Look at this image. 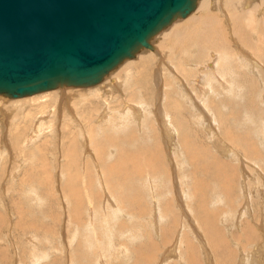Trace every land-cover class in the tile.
I'll list each match as a JSON object with an SVG mask.
<instances>
[{"label":"rangeland","instance_id":"1","mask_svg":"<svg viewBox=\"0 0 264 264\" xmlns=\"http://www.w3.org/2000/svg\"><path fill=\"white\" fill-rule=\"evenodd\" d=\"M252 3L256 4L257 1L253 0L250 6H253ZM263 7L264 5L261 4L254 6V13L257 15L255 16V20L257 19L259 21L258 24L256 22V26L254 27L256 28L257 32L261 34L263 33L264 37V17H261L264 15L258 14L259 9ZM209 9L210 10H207V12L210 14H215V8L213 7V4L209 6ZM181 14H185L184 9L181 11ZM222 14L223 11L220 10L219 13H216L215 15H217V21L220 26V23H224L223 25H226L228 28V36L230 37L232 36L230 33V30H232V26H230L232 25L231 19L228 16L229 14ZM258 17L261 20H259ZM168 19H171V15ZM229 42L231 43V41ZM150 44L153 45L152 43ZM153 48L156 47H150L149 51L154 52L156 55L161 53L158 48ZM134 49L136 50V48ZM230 49L232 54L233 52L238 51L235 47ZM190 53L192 54L193 52ZM166 56L167 55H164V57ZM124 57H126V55H124ZM124 57H120V60L126 59ZM160 57L162 56L159 55L156 62H154L152 57L148 58L146 64L138 65L136 70L133 66L126 65L120 70L118 75L114 76L115 79L120 81L122 79L123 70H126L129 74V79L127 80L126 84L135 88L136 90V94L132 96L133 99L138 102L142 97L143 100L146 101V104H148V107H151L150 105L152 100L157 99V95L159 94L158 89L160 91L163 81L165 83L166 79H169L170 84H172L177 80L164 75L163 80L156 67L159 65H165L164 67L169 69V73H171V71L173 72L174 69H172V61L171 67L164 59L163 61L165 62H163L161 60L162 58ZM238 57V54L234 55V58ZM243 61L245 60L243 59ZM208 63H210L209 51L207 53V57L203 61L188 62L189 65L184 66L188 72L190 71V66H192L194 71L195 76L190 78V84L192 87H190L191 85L189 84V90L191 91L190 93L192 95H194L193 92L198 91V86L195 88L196 85H201V82L204 83V73L202 71L205 70V65ZM261 64L262 68L256 75L258 85L262 82V84H264V60ZM244 65V62L242 63V66L239 65V70L243 71L242 74L247 76L249 79V77L253 76V73L249 72L247 67L244 68ZM141 70L144 72V74L141 72ZM105 71H108V68H105L101 72L90 77H97L99 76L98 74L104 75ZM138 72H140V74ZM198 74H200L202 77H200ZM157 75L160 76L162 80L159 79ZM141 76L144 78V82L137 87L135 86L136 80H141ZM138 77L141 79H137ZM58 78L50 80L48 86L52 81H55ZM145 81L148 84L147 87ZM69 82H72V85L69 84L65 87L61 86L58 88V90L54 88L48 89V86L44 88L47 91L46 94L49 96V105L44 110L43 115L37 113L38 110L35 104L41 101L42 98L34 99L33 96L36 94V92L18 95L19 97L17 98L11 97L12 94L5 93V95H9L4 96L7 97V100H4L6 98H2L4 101L0 99L1 103L7 102L5 105L0 104V139L2 138L0 140V264H93L95 261V264H264V255H262L264 254V250L261 249L263 248L261 246L264 244H262V242H264V95H261L260 93L262 91V85L254 86L252 83L247 84L242 88L248 92L253 91V95H250L249 102L252 104L254 103V105L258 107V111L257 108L254 109L258 112L256 114L259 117V126L254 125L252 118L245 119L243 123L241 122V128L229 127V123H227L226 125H223L225 128H228L226 129V136L224 135L225 130H223L222 127V129L219 127L220 125L217 122L218 119L215 118L217 114H214V118L211 115L207 116V114L206 117H204L200 112H198L197 107L199 106L196 105L195 115H198L199 120L204 124L200 126L196 121L197 129L194 131V139L190 145V148L188 149L190 153H186L185 146L180 139L179 145L175 141L177 140V135H171L172 140L168 141V137L163 134L164 131L162 132L160 130L159 124L152 117H147V120L145 119V123L143 121L141 126L137 125L135 119L133 118L134 116H126L124 119H120V121L114 125V128H112L110 125L106 129L103 126H100L103 128L101 131L105 130L108 134L118 133L123 134L124 136H129L131 133L130 130L123 131L124 129H127L126 122H129L133 132H138L139 135L144 134L148 137L155 135V142H158V136L159 140H162V142L159 141L158 143V148L160 150H153L152 152L155 154L151 158L153 163L154 161H158L155 160V157L157 155L159 156L157 158L160 159L158 161L159 163L156 165V169L153 168L157 176L151 178L145 177L141 180V183L148 195L155 198L156 200L152 201V203H144L145 207L140 209L142 211L136 210V214V212L133 211L128 212L121 210L120 206H118L119 204L117 199L112 196V193H114V195L118 197V193L112 191L106 177L105 181L99 178V173L101 172L99 169V160H95L93 158V155H91V149L87 145V123L86 121L81 120L75 109H73V104L77 106V104L81 101H84V103L79 104L78 109L80 112L92 106L91 112L94 118V123L92 125H98L99 118L102 116V113L106 111L105 108L107 107L106 104H104V100L96 99L95 93L88 97L85 91H80L77 80L71 79ZM155 82L158 83V88L155 86ZM97 86L103 90L106 89L103 88V84L98 83ZM90 87L92 86H89V88ZM165 88L167 90L168 87L165 86ZM75 90L79 91V95L75 96V94H77ZM50 91H53V93ZM48 92L50 94H48ZM205 93L208 92L206 91ZM188 97L194 98L189 95V93ZM123 98L124 97L121 95L120 99H115V101L119 100L120 102L118 104H111L110 106V111H114L113 119L115 120L121 116V114H116L115 111L117 109L121 110L123 108L124 101L121 100ZM179 99L180 97L178 100ZM9 100L11 102H8ZM35 100L36 103L34 102ZM135 106L136 104L134 107ZM138 106L139 105L136 106L138 109L141 108ZM63 107L66 108L67 113H63ZM95 108H97V112ZM168 109L170 108L168 107ZM11 111H13V113ZM29 111L31 113H29L30 116L27 117V113ZM178 111V113H181L185 116L188 114V109L180 100ZM52 112H54V114ZM221 114L222 116L225 115V118L226 116L229 117L230 108L228 107V109L221 111ZM40 118H44L45 120H40ZM8 119H10V121ZM211 119H213V121ZM33 120L36 121L32 122ZM206 122L208 127L204 126L206 125ZM13 123L15 125H10ZM103 123L105 125L110 123L109 117L105 119ZM40 125H44L43 129L41 127V131L39 130ZM77 125H82L81 127L84 126L83 130L77 128ZM11 126L14 128L11 129ZM7 128L9 130H6ZM35 128L38 131L37 133L34 131ZM206 128L208 129L206 130ZM2 134L5 137H3ZM156 134H158V136ZM174 136L175 138H173ZM6 137L8 138V142ZM242 137H246V139L243 140ZM73 139L77 143V148L82 149V152L80 154V160H77V166L72 168L71 166L69 167L70 160H66L65 155L67 152L64 151H66L65 147L68 145V141L71 142ZM161 143L164 145V148L161 147ZM224 143L231 145L232 152H224L226 149ZM26 144L28 146H26ZM166 144L169 146H166ZM244 145L245 147L243 148ZM86 146L89 149H87ZM140 146L141 143L132 144L130 147V152L137 154L139 152ZM85 148L87 149L86 151L89 152L85 153ZM11 153L12 155L9 156ZM108 154L109 160L112 164L118 161L115 152L110 150ZM195 154H201L200 159H195ZM211 156L214 159V166L216 168V172H213V174L216 175V180L212 178L213 174L210 172V170H208L207 164L205 163L206 159L211 158ZM121 161L125 162L126 157H122ZM135 161L137 162L138 159ZM85 165H88L90 170H93L90 171V173L94 176H90L88 174V171L86 170L87 167ZM41 168H43V170H41ZM118 168L119 165H115L112 169L117 170ZM221 169H224L228 173L231 181L230 184L222 183L221 178L219 179V170ZM39 175H41L43 179ZM88 175L90 176V179ZM46 176L47 178H45ZM211 180L213 183L210 182ZM72 181L76 186L83 190L84 198L87 200V202L84 203L85 206L80 211H78V208H80L81 205H77L76 212L80 214L76 217H73L72 212H70L72 208L71 205L74 206V202L71 199L72 196L69 192V189H67ZM119 183H123V181H120ZM214 187L225 190H222L221 192L212 191L210 193L211 195L206 193ZM194 190H197V193H195ZM231 190L233 195H231ZM102 193L105 194L103 195ZM219 193L221 194L220 197L216 198L218 197ZM249 193L255 195L252 196L251 194L249 195ZM200 194H206V199L202 202L203 204L200 203V201H202V199H200ZM211 196H215V199L212 198L211 202H206L209 201ZM259 196H261L263 199ZM229 197H231V199ZM249 198L251 199V202ZM96 199L98 200V203ZM108 199L110 202H108ZM160 199L163 205H159V209H161L160 206H162V210L164 212H168V222H166L167 220L164 219L160 220V211L157 207V202L159 204ZM256 199H258V201ZM259 199L261 203L259 202ZM242 200L245 204H247L245 205ZM118 201L120 203H124L123 197L118 199ZM206 205L207 208H205ZM212 205L214 207H212ZM109 206L111 207L109 208ZM199 206L204 208L201 209ZM227 206L228 208H226ZM224 208L226 214L222 213ZM244 208H247L248 210ZM106 209H108V211ZM111 209L114 210L112 211ZM118 210L120 211L118 212ZM203 211H206V213ZM141 212H145L144 215L141 214ZM208 212H210V214L206 215ZM229 212L231 214H229ZM244 212L246 214H244ZM108 213H111L112 217L109 216L110 214ZM112 213L115 214V216H118L116 218L114 217V221L111 220L113 218ZM90 214L93 215L91 216ZM125 215H127V219ZM141 215L147 220L144 219V217L143 220H141ZM231 216L234 217L231 218ZM129 217L132 219L130 220ZM82 219L84 222H82ZM116 222L119 224H116ZM247 223L249 224L247 225ZM120 224H123L125 228H123V226ZM163 224L168 227V230L164 234L158 235L157 232L161 230L160 227ZM132 225L134 227H132ZM82 228L83 230H81ZM113 228H117L118 230L120 228L122 230H119L118 232L117 229L114 230ZM236 228L240 232H238ZM131 229H133L132 232H130ZM256 230L259 231L256 232ZM112 231H114V233ZM133 231H135L136 235ZM260 233L261 235H259ZM79 234H85L84 238H82V236ZM257 234L258 236H256ZM117 239H119V242L116 241ZM150 239H152V243H150ZM79 240H82V242L80 243ZM175 241H178V245L181 244V248L180 250L178 249V252H176L177 249L175 250L174 247L173 251H175L176 254H174V252L169 253V249L174 245ZM77 242L80 243L79 245L81 247H75V245H78ZM116 243L120 244V246ZM88 244L89 246H87ZM93 245L97 249H95ZM164 247L169 249H167L164 256H161V252L166 250ZM256 247H261L259 248L261 250ZM134 248L135 250H131ZM73 249H75V251ZM72 254L75 255L73 256L74 262L72 261ZM93 254H95V256H93ZM79 256H82L81 259H83H79ZM259 256H262V260ZM241 257H245L247 260L244 258L242 259ZM97 259H99L101 262L98 263ZM79 261L81 262L79 263Z\"/></svg>","mask_w":264,"mask_h":264},{"label":"bare ground","instance_id":"2","mask_svg":"<svg viewBox=\"0 0 264 264\" xmlns=\"http://www.w3.org/2000/svg\"><path fill=\"white\" fill-rule=\"evenodd\" d=\"M252 1L253 0H188V4L183 8L184 11H185L184 15L181 14V11L183 10L182 9L178 13H176L174 15H171V19H168L166 21L158 23V25L145 37V39L142 41V43L134 45L126 54H124V55H126V57H124V55L120 56V57H124L126 59L120 60V57H119L111 65L106 67V68H108V71H105L104 75L98 74L99 76H97V77H92V78L88 77V78H83V79H80V78L77 79L76 77H72V76H65V77H68V78H65V77H61L60 78L59 77L55 81H52L49 86L47 85L48 89L54 88V89L58 90V88L61 87V86L65 87V86H68L69 84L72 85V82H69V81L71 79H73V80L75 79V80H77V84L80 87V91H85L87 93L88 97H90L91 95H93V93H95V98L96 99H103L104 100V104H106L107 107L105 108L106 111H104L102 113V116L99 118V121H98L99 124L98 125H92L94 123V118H93L92 112H91V107L92 106L89 107V108H86V110H83L82 112H80V110L78 109L79 108V104L80 103H84V101H81L80 103L77 104L78 107L73 104V106H74L73 109H75V111L77 112V115L79 116V118L81 120L86 121V123H87V126H86L87 131H88V133H87L88 134V138L86 139L87 143H88L87 145L91 149L92 154L91 153L90 154L93 155V158L95 160H99V162H98L99 163V167H100L99 169L101 170L100 173L98 172L99 173V178L101 180L105 181V177H106L107 181H108V184L111 187L112 191L115 192V193H118V197H116L114 195V193H112V196L115 199H117V202L119 204L118 206H120L121 210L128 211V212H130V211L136 212V210L137 211H142L140 209L145 207L144 203H148V202L152 203V201L156 200L155 198H153L150 195H148V193L146 192L144 186L141 183V180L143 178H145V177L151 178V177L157 176V174H155V171H154L153 168L156 169V165L159 163L158 161L160 159H157L159 157L157 155L155 157V160H158V161H154L152 163L153 160L151 158L155 154L154 152H152L153 150L154 151H155V149L160 150L158 148V143L160 141L159 140V136H158V134H156L158 136V142H155V135H153L152 137H148V136H146L144 134H140L139 135L138 132H133L132 131V128H131V125H130L129 122H126L127 123V129L123 130V131L130 130L131 133H130L129 136H124L123 134H118V133L108 134L105 130L101 131V130H103V128L100 127V126H103L106 129L110 125V126H112V128H114V125L117 122H119L120 119H124V117H126V116H129V117L130 116H134L133 118L135 119V122L137 123V125L141 126L143 121L145 123V119L147 120V117H152L159 124L160 130L162 132L164 131L163 134H165L168 137V141L172 140L171 139V135H173V134L177 135V140H175V141L178 143V145H179V139L182 141V143L185 146L186 153L187 152L190 153L188 151V149L190 148V145H191V143H192V141L194 139V137H193V135L195 133L194 131H195V129H197L196 128L197 127L196 121H197V123L200 126H202L204 124V123H202V121L199 120V116L195 115V113H196V105L200 107V108L197 107L198 108V112H200L204 117H206V114H207V116L211 115L214 118L215 117L214 114H217L215 118L218 119L217 122L220 125L219 127L220 128L222 127L223 130H225V133H224L225 136L227 135L226 134V132H227L226 129H228V128H225L223 125H226L227 123H229V127H239V128H241L242 127V125L240 124L241 122L243 123L245 119L252 118L254 125L255 126H259V124H260L259 117L256 114V113H258L257 112L258 111V107L255 106L254 103L252 104V103L249 102L250 95L251 96L253 95V91L248 92V91L242 89L247 84H252L253 83L254 86L262 85L261 86L262 91L260 93H261V95H264V86H263L264 84H262L263 82L258 85V82L256 80L257 79L256 75L260 71V69L262 68V64L261 63L264 60V37H263V33L261 34V33L257 32L256 28L254 27V26H256V22H257V24L259 23V21L257 19L255 20V18H256L255 16H257V15H256V13H254L255 12L254 10L256 8V7L254 8V6H257L258 4L264 5V4H262V3H264V0H255V1H257V3L256 4L252 3L253 6L252 5L250 6ZM212 4H213V7L215 8L214 9V13L215 14L219 13L220 10L223 11L222 15L229 14L228 16L230 17L231 23H232V25H230V26H232V30H230V33H231L232 36H230V37L228 36V28L226 27V25H223L224 23H220L221 26L218 24L217 15L210 14L209 12H207V10H210L209 6L212 5ZM263 8L259 9L258 14H263L264 15V9ZM185 9H187V10H185ZM259 17H258V19H259ZM261 17H264V16H261ZM259 20H261V19H259ZM231 23H229V24H231ZM229 29H231V28H229ZM228 40L231 41V43ZM150 43H152L153 45H151ZM152 46L156 47V48H153V49H157L158 48L161 51V53L159 55L162 56V57H160V58H162L161 59L162 61L164 59L167 63H169L170 66L172 65V62H173V65H172L173 68L172 69H174V70H173V72L171 71V73H169V69H166V67H164L165 65L164 66L159 65L160 67L157 66L158 64L155 65V66H157L156 67L157 71H159L161 77L163 78V75H164V76L172 77V78L177 79V80L174 81L172 84H170V80L169 79H166L165 83L163 81L162 82L163 85H161V88L159 87L160 91L158 89L159 94L158 95L156 94L157 95V99L156 100H152L151 101V105H150L151 107H148V104H146V101L143 100L142 97H141V100H139L138 102H136L135 99H133L132 96L134 94H136V90H135V88H133V87H131V86L126 84L127 80L129 79V74H128V72L126 70L125 71L123 70L122 79L120 81L115 79L114 76L118 75L120 70L123 69L126 65H131L136 70V67H138V65H145L148 58L152 57L154 62H156V60L158 59L159 55L158 54L156 55L154 52L149 51L150 50L149 48L152 47ZM232 47H235L238 51H235L232 54V51L230 49ZM134 48H136V50ZM208 51H209V56H210V63L206 64L205 65V70L202 71L204 73L203 74L204 75V83L201 82V85L197 84L195 88H197V86H198V91L193 92L194 95H192L190 93L191 91L189 90L190 89L189 88V84H190V78L195 76L194 75V71H193L192 66H190L191 69L189 68V70H190L189 72L186 70V67H184V66H188L189 65L188 62H200V61H203L207 57ZM190 52H193V53L191 54ZM235 54H238L239 57L238 58H234ZM164 55H167V56L164 57ZM242 58L245 61H243ZM165 61H163V62H165ZM241 62L245 63L244 68L247 67L248 71L253 73V76L249 77V79L247 78V76L242 74L243 71L239 70L240 69L239 65L242 66ZM142 70H141V72H142ZM162 72H164V73H162ZM261 72H263V71H261ZM138 73L140 74V72H138ZM142 73L144 74V72H142ZM198 75H200V74H198ZM201 75H202V73H201ZM201 75H200V77H202ZM69 77H70V79H69ZM141 78H142V76H141ZM141 78L138 77L137 79H141ZM158 78L161 79L160 76H158ZM143 79L144 78H142L139 81L136 80L135 86L138 87L141 83H143L144 82ZM67 80H69V81H67ZM163 80H164V78H163ZM146 81H145V84H146V87H147L148 84H147ZM98 83L103 84V88H106V89L103 90L102 88H99L97 86ZM88 85L92 86V87L89 88ZM157 85H158V83L155 82V86L156 87H157ZM205 85H208V86H205ZM165 86L168 87L167 90H166ZM75 87H77V86H75ZM190 87H192V85ZM88 91H91V92H88ZM206 91L208 93H205ZM46 92H47L46 89H40L33 96L34 99L35 98L36 99L37 98H42V100L40 99L41 101H39L37 103H36V100L34 101L36 103L35 105L37 107V110H38L37 113L38 114H42L43 115L44 110L49 105V103H48V97L49 96L46 94ZM50 92L53 93V91H50ZM75 92L77 93V94H75V96L79 95L78 94L79 91L75 90ZM5 93L6 92H4V91L3 92L0 91V95H1L0 99L6 98L4 100H7V97H4V96H9V95H5ZM188 93H189V95H191L194 98L188 97ZM48 94H50V93L48 92ZM121 95L124 97L123 99H121V100L124 101V103H123L124 106H123V108L121 110L117 109L115 111L116 114L117 113L119 115L121 114V116H119V117L117 116L118 118L115 120V119H113L114 111L113 110L110 111V106H111V104H115V103L118 104L120 101L119 100L115 101V99H117V98L120 99ZM11 97L17 98L19 96L18 95H14V96L12 95ZM179 97H180L179 100L182 101L184 103L185 107L188 109V114H186V116L181 114V113H178L179 112L178 111V106H179L178 98ZM31 99H32V97H31ZM73 100H74V98H73ZM73 100H72V102H73ZM8 102H11V101L9 100ZM5 103H7V102H5ZM5 103H1L0 102L1 105H5ZM89 104H91V103H89ZM133 104L134 105L136 104V106L139 105L141 107L139 109H141V110H139L135 106L137 108L136 109ZM91 105H93V104H91ZM64 106H66V105H64ZM67 106H70V105H67ZM168 107L170 109H168ZM228 107L230 108V115H229V117L226 116V118H225L224 114H223L224 116H222L221 111L228 109ZM254 108H257V111ZM69 109H70V107H69ZM96 109L97 108H95V110ZM61 110H62V107H61ZM11 112L13 113V111H11ZM96 112H97V110H96ZM29 113H31V112L29 111L27 113V117L30 116ZM52 113L54 114V112H52ZM63 113H67L65 107H63ZM70 114H72V113H70ZM110 115H111V117H110ZM31 117H30V120H31ZM108 117H109L110 123L105 125L103 122ZM3 119H5V118H3ZM11 119H12V117H11ZM41 119L45 120L44 118H40V120ZM8 120L10 121V119H8ZM211 120L213 121V119H211ZM34 121H36V120H33L32 122H34ZM3 122H6V121H3ZM42 124H44V123H42ZM10 125H15V124L13 123V124H10ZM43 126L44 125H40V129H39L40 131H41V127L43 129ZM81 126L77 125L76 127L81 129V130H83L84 126L83 127H81ZM204 126H207V122H206V125H204ZM7 127H9V126H7ZM12 128H14V127L11 126V129ZM35 129H34V131H35V133H37L38 131H37V129L36 130ZM207 129L208 128H206V130ZM221 129H219V130H221ZM6 130H9V129L7 128ZM209 130H211V129H209ZM243 130H245V129H243ZM215 131H217V130H215ZM231 131H233V130H231ZM206 132H209V131H206ZM5 133H7V132H5ZM3 134H4V131H3ZM8 134H10V133H8ZM3 137H5V136L3 135ZM161 137H160V139H161ZM173 138H175V136ZM7 139L8 138L6 137V140ZM242 139L245 140L246 137H242ZM7 142H8V140H7ZM160 142H162V140ZM138 143H141V146L139 148V152L137 154H134V153L130 152L131 145L132 144H138ZM166 143H168V142H166ZM224 144H225V148H226L224 152H232L231 145H228L226 143H224ZM29 145H30V143H29ZM160 145H161V147L164 146L162 143ZM167 145L168 144H166V146ZM26 146H28V145L26 144ZM26 146H24V147H26ZM244 147H245V145L243 146V148ZM86 148H87V146H86ZM86 148H85V153L89 152V151H86L89 148H87V149ZM173 148H175V147H173ZM170 149H172V148H170ZM10 150H12V149H10ZM65 150L66 151H64V152H67V154L65 155L66 156V160H68V159L70 160L69 167L71 166L73 168V167L77 166V162H78L77 160L78 159L80 160V154L82 152V149H78L77 148L76 141L74 139L71 142L68 141V145H66ZM110 150L116 153V158H117L118 161L116 163H114V164H112L110 162L109 157H108V155H109L108 153H109ZM163 153H161V154H163ZM10 155H12V153L9 154V156ZM254 156L256 157L255 154H254ZM122 157H126V161L125 162L121 161ZM200 157H201V154H195V159H200ZM16 159H18V158H16ZM137 159H138V161L136 162L135 160H137ZM66 162H68V161H66ZM205 163L207 164L208 170H210V172H212V174H213V172H216V168L214 166L215 165L214 164V159H213L212 156H211V158H207ZM115 165H119V168L117 170H113L112 169L113 166H115ZM85 166L87 167L86 170L88 171V174L91 176L92 174L90 173V171H93V170H90V167H88V165H85ZM46 167H44V168H46ZM221 167H223V166H221ZM223 168H225V167H223ZM41 170H43V168H41ZM221 170H219L220 171L219 172V179L221 178V182L222 183L230 184L231 181H230V177L228 176V173L224 169H221ZM37 171L40 172L39 170H37ZM47 173H45V174H47ZM39 176L41 177V175H39ZM90 176H89V179H90ZM92 176H94V175H92ZM45 178H47V176ZM76 178H77V176H76ZM206 178H208V177H206ZM212 178L216 180V175L213 174ZM234 180H232V181H234ZM120 181H123V183H119ZM210 182H212V180ZM234 182H236V181H234ZM208 184H210V183H208ZM48 185H49V183H48ZM39 186H41V185H39ZM67 189H69V192L71 193V196H72L71 199L74 202V206L71 205L72 208H71L70 212H72L73 217H76L77 215L80 214V213L76 212L77 205L78 206L81 205V207L78 208V211H80L85 206L84 203H86L87 200L84 198L83 190H81L78 186H76L75 183H73V181L71 182L69 187H67ZM104 189H106V188H104ZM259 189H262V188H259ZM197 190L196 191L194 190L195 193H197ZM222 190H225V189L214 187L213 189H210L209 192H206V191L205 192L210 194L212 191L221 192ZM248 190H251V189H248ZM257 190H258V188H257ZM236 191H237V189H236ZM103 192H105V191H103ZM248 192H247V194H248ZM261 192H259V193H261ZM209 194H207V195H209ZM250 194L251 193H249V195ZM109 195H110V193H109ZM220 195L221 194L219 193L218 197H216V198H219ZM228 195H229V193H228ZM231 195H233L232 190H231ZM254 195H252V196H254ZM261 196H259V197H261ZM122 197L124 199V203H120L118 201V199H121ZM97 198H98V196H97ZM212 198L215 199V196H211V198H209V201H206V202H211ZM229 198L231 199V197H229ZM200 199H202V201H200V203L205 201L206 194L205 195H201ZM230 199H229V201H230ZM102 200H104V199H102ZM106 200H107V198H106ZM193 200H195V199H193ZM256 200L258 201V199H256ZM108 202H110L109 199H108ZM250 202H251V199H250ZM259 202H260V199H259ZM97 203H98V200H97ZM243 203H244V201H243ZM91 204H92V202H91ZM161 204H162V201L160 199L159 200V204L157 202V207H158V210L160 211V216H159L160 220L164 219V220H167L166 222H168V216H167L168 212L167 211L164 212L162 210V206H160L161 209H159V205H161ZM205 204H207V203H205ZM254 204H255V202H254ZM207 205H206L205 208H207ZM250 205H252V204H250ZM111 206H109V208ZM154 206H155V204H154ZM214 206H215V203H214ZM214 206L212 205V207H214ZM199 207H201V209L204 208L202 206H199ZM166 208H169V207H166ZM226 208H228V206ZM108 209H106V210L108 211ZM201 209H200V211H201ZM244 209H247V208H244ZM144 210H145V208H144ZM155 210H156V208H155ZM183 210H184V208H183ZM112 211H110V212H112ZM119 211L120 210H118V212ZM83 212H84V210H83ZM133 212H131V213H133ZM144 213L141 212V214H143V215H144ZM204 213H206V211ZM222 213L223 214L225 213V208L222 210ZM108 214H110L109 216H111V213H108ZM136 214H137V212H136ZM209 214H210V212H208V214H206V215H209ZM229 214H231V213L229 212ZM244 214H246V213L244 212ZM90 215L92 216L93 214H90ZM128 215H131V214H128ZM260 215H261V213H260ZM126 216L127 215H125V217ZM114 217L116 218L118 216H115V214H113V218L112 219L110 218V219L112 221H114ZM130 217H132V216H130ZM141 217H142V215H141ZM141 217H140V219H141ZM143 217H142L141 220H143ZM187 217H188V215H187ZM233 217L231 216V218H233ZM258 217H260V216H258ZM263 217H264V215H263ZM156 218H158V217H156ZM83 219H82V222H84ZM105 219H106V216H105ZM126 219H127V217H126ZM131 219L132 218H130V220ZM144 219H146V218L144 217ZM118 221H120V220H118ZM189 221H190V219H189ZM108 222H111V221H108ZM117 223L118 222H116V224ZM141 223L144 224L143 222H141ZM165 224H167V223H165ZM165 224L161 225V227H160L161 230L157 232L158 235L164 234L168 230V227ZM191 224L193 225L192 222H191ZM248 224L249 223H247V225ZM252 224H254V223H252ZM120 225L123 226V224H120ZM256 226H255V228H256ZM132 227H134V226L132 225ZM145 227H146V225H145ZM123 228H125V227L123 226ZM127 228H128V226H127ZM116 229H114V230H116ZM81 230H83V228ZM119 230H122V229L119 228ZM119 230H118V232H119ZM132 230L133 229H131L130 232H132ZM236 230H237V228H236ZM97 231H99V230H97ZM248 231H250V230H248ZM258 231L259 230H256V232H258ZM112 232L114 233V231H112ZM133 232L136 235L135 231H133ZM238 232H240V231H238ZM84 235L85 234H81L80 236H82V238H84ZM259 235H261V233ZM75 236H78V235H75ZM256 236H258V234ZM117 238H119V237H117ZM118 240L119 239H117L116 241H118ZM113 241H115V240H113ZM79 242L81 243L82 240H79ZM79 242H77L78 245H75V247L76 246H78V247L80 246ZM176 242H177V244H176ZM244 242H245V239H244ZM150 243H152V239H150ZM263 243L264 242H262V244ZM71 244H73V243H71ZM111 244H113V243H111ZM117 245L120 246V244H117ZM180 245L181 244L178 245V241H175L174 245L172 247H170V249L169 248H167V249H169V253L174 252V254H176L175 251H173V249L175 247V250L177 249L176 252H178V249L180 250V248H181ZM263 245L261 246L263 248L259 247L262 250H264V246ZM87 246H89V244ZM166 246H167V244H166ZM112 247H114V246H112ZM122 248H124V247H122ZM164 248L166 249V247H164ZM256 248H258V247H256ZM75 249H73V250L75 251ZM95 249H97V248L95 247ZM137 249H138V247H137ZM167 249L163 250L161 252V256L165 255ZM261 249H259V250H261ZM131 250H135V248L131 249ZM252 250H253V248H252ZM138 251H139V249H138ZM254 252L257 253L256 251H254ZM237 253H238V251H237ZM138 254H139V252H138ZM148 254H149V252H148ZM140 255H142V254H140ZM253 255H256V254H253ZM262 255H264V254H262ZM73 256H75V255L72 254V257ZM93 256H95V254H93ZM81 257L79 259H81ZM248 257H250V256H248ZM259 257H261V260H262V256H259ZM167 258H164V259H167ZM243 258L247 260V258H245V257H243ZM93 259H95V258H93ZM120 260H119V262H120ZM72 261L74 262V257H73ZM89 261H91V260H89ZM97 261H98V263L101 262V261H99V259H97ZM80 262L81 261H79V263ZM86 262H88V261H86ZM95 263H96V261H95ZM95 263H93V264H95ZM105 264H107V263H105Z\"/></svg>","mask_w":264,"mask_h":264},{"label":"water","instance_id":"3","mask_svg":"<svg viewBox=\"0 0 264 264\" xmlns=\"http://www.w3.org/2000/svg\"><path fill=\"white\" fill-rule=\"evenodd\" d=\"M188 0H0V91L35 93L50 80L93 76Z\"/></svg>","mask_w":264,"mask_h":264}]
</instances>
